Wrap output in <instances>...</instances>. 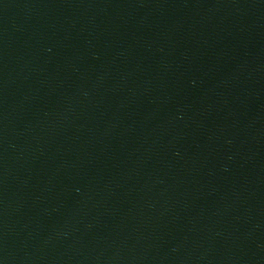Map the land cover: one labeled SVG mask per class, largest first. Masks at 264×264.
<instances>
[{"label":"water","instance_id":"1","mask_svg":"<svg viewBox=\"0 0 264 264\" xmlns=\"http://www.w3.org/2000/svg\"><path fill=\"white\" fill-rule=\"evenodd\" d=\"M0 264H264V0H0Z\"/></svg>","mask_w":264,"mask_h":264}]
</instances>
